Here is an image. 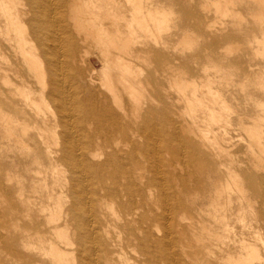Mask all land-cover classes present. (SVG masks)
<instances>
[{
	"label": "bare ground",
	"instance_id": "1",
	"mask_svg": "<svg viewBox=\"0 0 264 264\" xmlns=\"http://www.w3.org/2000/svg\"><path fill=\"white\" fill-rule=\"evenodd\" d=\"M160 2L0 0V130L5 149L14 147L24 154L26 170L18 173L14 188L12 173L3 166L6 178L0 174V195L8 212L1 224L16 228L20 264H264L261 229L242 232L233 239V246L228 241L234 216L239 218V212L254 204L247 188L264 202V0H202L207 3L202 9L213 6L216 22H226L229 53H236L233 44L240 42L239 56L242 61L247 57L248 70H240L241 92L237 95L250 97L246 100L250 105L244 103L246 108L240 113L222 98V86H211L224 83L221 69H216L213 79L204 75L206 85L199 82L202 89L193 83L187 93L188 83L182 76L186 71L182 75L178 71L180 62L178 66L161 63L160 70L173 68L168 78H176L174 84L179 78L176 87L189 121L166 116L168 98L160 101L157 120L151 117L153 110L133 111L139 106V90L145 88L131 72V58L137 55L133 44L137 33L144 38L168 26L170 11L150 9V4ZM81 35L95 41L103 63L95 72L106 94L95 89L93 74L87 86L83 83L84 88H78L70 49ZM109 53L114 54L111 63L103 59ZM254 60L261 67L249 69ZM229 64L233 69L237 60L231 58ZM233 73L226 81L230 85L235 81ZM114 79L130 101L123 103ZM233 115L235 124L246 133L241 144L250 165L244 172L235 168L231 150L236 143L226 135ZM163 125L171 130L166 142L171 147L165 152L161 150L163 140L159 137L157 142L158 127ZM189 152L196 154L195 165H202L201 170L215 156L226 171L224 180L214 179L213 189L202 198L198 186L185 185L176 172L174 160ZM242 179L247 188L241 187ZM186 212L197 215V220L192 216L189 221L191 215ZM183 213L186 218L189 214L184 225Z\"/></svg>",
	"mask_w": 264,
	"mask_h": 264
},
{
	"label": "rangeland",
	"instance_id": "2",
	"mask_svg": "<svg viewBox=\"0 0 264 264\" xmlns=\"http://www.w3.org/2000/svg\"><path fill=\"white\" fill-rule=\"evenodd\" d=\"M181 1L182 0H162V2H160L158 4H150V6H151L150 9H152V10H155V8H164V9H167L168 11L171 12V14L169 15V19H168V26L163 28L161 30V32L154 30V34H152L153 36L147 35L148 37L146 36V37L142 38V37H139L140 36L139 33L136 34V38H135L136 42L133 44V46H134L133 47L134 48L133 53L136 55V52H137V55H136V58L135 57L131 58V62H130V64L132 63L131 64V69H132L131 72L134 73L133 74L134 79H136L137 81L143 82L142 84L145 86V88H142L141 89L142 91L139 90L140 96H139V98H136L137 99L136 105H139V106H138V108H135V110H133V111H135V113H137L140 108L142 109V111H139L141 113L144 112V110L145 111L146 110H153V112H155L157 114L153 113L154 115L151 114V117L153 119L157 120L160 118L159 116H157L158 115L157 111H159V108H160V101L161 102H167L169 100L170 102L168 101V103H169L168 105L170 106L169 110H171V113L168 109L167 110L165 109V112L167 113L166 114L167 117H169V118L174 117L172 119L177 120V121H182V119H186L184 116H187L188 117L187 119H190V117L188 115H184V112H182L184 109L183 108L184 103H183L182 95L177 89V87L179 85V84H177L179 82V78L177 77L178 81H176L177 87H176V84H174L175 83L174 79H176V78H172V79L168 78L170 72L173 71V68L172 69L166 68L165 69L166 71L160 70L162 62H166V63L169 62V65H171L170 63H173V62L176 63L178 61V62H180V63H178L179 66L182 65V67H180L181 69L180 68L178 69V71H180V74L182 75L183 70L186 71L182 76L186 79L185 81L188 83V85H187L188 87L186 90L187 93L188 92L190 93V91L193 89L192 86H194L195 83H197V82H198L197 83L198 85L196 84V86H197V88H199L198 90L202 89L203 86L200 88L201 83H199V82H201L203 80L206 81L205 77H207V76H204V75L205 74L207 75V73H208V76H210L213 79V76L216 74V69H221L220 74H222V76L225 77V79H223L224 83L216 82V83H212L211 86L214 89L215 88L218 89V87L220 88V86H222L223 88L221 87L220 88L221 90L219 89L222 92V94H221L222 98L223 99L225 98V100L228 101L229 104H231V105L234 104L232 106H234L238 110V112L240 113L244 109V107L246 108V106H244V103L248 104V102H246V100L248 101V99H250V97H246V96L242 98V96H243L242 93H239L237 95L238 92H241L240 91V83H241L240 80H241V74L243 72L240 70H243V69L248 70L246 67L247 66V63H246L247 57H246V59H244V61H242L243 59L240 58V56H239V50L240 49L237 50V47L240 48V45L242 46V44L239 41H237V43L239 42L238 43L239 45L236 43L233 44V47L236 46V48L234 47L235 48L234 50L236 51V53H233V52L229 53V49H230L229 42H227V40L225 38L227 28H228L227 24L225 21H223L225 23L221 22V24L216 22L215 17H214V12H213V6H211L212 9L208 8V10H206L204 8L202 9V7L204 5H206L207 3L202 2V0H185V1L183 0L182 2ZM203 1H205V0H203ZM188 4L189 5L192 4V6L190 5L191 8ZM78 10H80L79 7H78ZM206 15H207V17H206ZM186 27H187V29H185ZM151 29H153V27ZM219 29H221V30H219ZM80 37H81V39H80ZM80 37L78 36L76 38V42H75L76 44H74L70 49V55H72V57H73V58L71 57L72 58L71 63H73L71 67L75 72V78H77L76 80H78V81H76L78 88L83 89L85 86H87V79L90 78V74L91 75L93 74V76H91V77L92 78L94 77L93 80H94V84H95V89H98L103 94H106V91L102 90V87L100 85L98 73L95 72L103 66V63L99 60V57H98V49L96 47V44L94 43L95 41H93L94 39L91 38V36H88L85 39L82 35ZM156 41H157V44H155ZM158 42H163V43L161 44ZM94 44H95V47H94ZM143 44H145V45H143ZM188 45H190V46H188ZM142 49H144L145 52H140V50H142ZM115 50L117 51V49L112 48V51H115ZM135 50H136V52H135ZM155 52H156V54H155ZM113 55L114 54H110V53L104 54L103 59L106 60L109 58L110 60L108 59V62L111 63L112 62L111 58ZM164 56H166L167 58H165V61H161V59ZM137 58H140V59H137ZM231 58H233V59L235 58V60H237V65L233 69L231 68V66H229L230 65L229 59H231ZM75 59H77V60H75ZM80 59H82V60H80ZM185 59H186V61H185ZM215 61H217V64H215L216 63ZM219 61L221 63H219ZM183 62H185V63H183ZM224 62H225V64H224ZM222 63L225 65V67H224V65H222ZM254 63H255V60L252 62V66L249 69H258V66L261 67V65H262V64L254 65ZM178 64H177V66H178ZM217 65H218V67H217ZM136 67H138V68H136ZM192 68H194V69L196 68L195 71ZM138 69L139 70L141 69V70L138 71ZM174 71L176 72V70H174ZM238 71H240V73ZM188 72H189V74H188ZM190 73L193 74L192 77H191ZM232 73L234 74L233 78L235 79V81H234L235 84L233 82L232 83L233 85H230L229 84L230 82L227 83L226 81H228L227 79H228L229 75ZM238 74H240V75H238ZM137 76H139V77H137ZM150 76H151V78H150ZM147 77H148V79H147ZM200 77H202V78L200 79ZM192 79L195 80L196 82H193ZM147 80H148V82H147ZM204 81L202 82V84L206 83ZM114 82H115V85L116 86L118 85L117 87L120 89V92H121L120 94L122 97L121 99H122L123 103L130 101L128 94L125 93L126 94L125 95L123 93V91L121 90L122 85H120V83H117L115 79H114ZM83 83H84V87L82 88ZM193 83H194V85H193ZM226 83H227V85H226ZM163 84H166V85H163ZM237 84H238L239 88H238ZM180 85H183V83ZM146 86H149V87L147 88ZM166 86H168V87H166ZM230 88H231V90H229ZM165 89L171 95L168 94ZM147 90H149V91H147ZM172 90H173V92H172ZM230 91L231 92L233 91L232 94ZM141 92L143 93L142 97H141ZM80 93L82 95V93H83L82 90L80 91ZM149 93H151V94H149ZM225 93H228V94H225ZM229 93L233 97H231ZM147 95H149V96H147ZM198 95H201V94L198 93ZM239 96H240V98H239ZM150 97H152V98H150ZM164 97H166V98H164ZM170 97H172V99H170ZM227 98H228V100H227ZM236 98H239V99H236ZM125 99H127V100H125ZM144 99H146V100H144ZM166 99H167V101H166ZM180 99H182V101H180ZM232 99H234V100H232ZM252 99L254 100V98H251V100H250L251 102L253 101ZM138 100H141V101H138ZM154 100H155V102H154ZM176 101H178L177 102L178 105L175 104ZM236 101H238V102L236 103ZM149 102H151V104ZM157 102H158V104L156 105ZM239 102L241 104H238ZM144 103H145V106L143 105ZM180 103H181V105H180ZM149 104L151 106H149ZM249 105L250 104H248V106ZM157 107H158V109H156ZM171 107H173V108H171ZM136 110H137V112H136ZM178 110L181 112H179ZM135 113L133 112V114H135ZM137 114H135V115H137ZM178 114H179V116H178ZM230 120L232 123L230 125L227 124L228 126H226L227 127L226 132L228 131V128H229V131L231 133L227 132L226 135H228V137L230 136V138H228V139H229V141L231 139L232 144L236 143L232 147V150H231L234 153L233 155H235V158H234L235 161L238 162V163L235 162V165H236L235 168L238 172H244V171H247V168H245V167L246 166L249 167V165H250V162L247 158L249 156H248V154H246L245 147L243 146V144H241V142H243V141H241L242 140L241 136L243 137V135H244L243 139H245L246 133L244 132V130L241 127H239L237 125V123L235 124L236 115H233V117ZM187 121H189V120H187ZM232 124H233V126H231ZM167 127H168V125L159 126L158 127L159 130H157V131L160 134L159 135L156 134L158 136L157 142L159 141V137L161 139L160 141L163 140V142H164V145H162V143H161V146H162L161 150L164 152L166 149H169L171 147L168 143L166 144V142L168 141L167 135L170 133L168 131H171L170 128L169 127L167 128ZM232 127H233V129L230 130V128H232ZM237 127L240 129H236ZM165 130H166V132H165ZM0 135H1L0 136V150H1L0 151V174H1V177L3 178V180H5V178H6V175H5L6 171L5 170L6 169H5V167L3 169V166H6V168H9L10 174L12 173L11 175L15 178V180H14V178L11 176L13 179L11 182L12 186H14V188H17L16 187V185H17L16 181L19 178V174L20 173L24 174L26 171L25 168H23L24 167L23 163L25 162L23 160L24 154L19 153V150H17L14 147H12L11 149L10 148L5 149L6 143H5V139L2 137V135H3L2 131L0 132ZM232 135L234 136V138H232L233 137ZM181 137H182L181 139L183 141H185V138L183 137V135H181ZM155 138H157V137L155 136ZM238 139L240 141H238ZM233 140H234V142H233ZM185 143H187V142L185 141ZM165 144L168 146H165ZM226 145H228V143H226ZM228 146L230 147V145H228ZM165 147H168V148H165ZM10 151H12V152H10ZM181 154L179 155L180 157H177L178 160H176V159L174 160L175 165H176L177 175L178 174L180 175L179 180L183 181V183L185 185H187V184L188 185H194L195 184L196 186H198L197 193H199L198 194L199 196L201 195L200 196L201 198L203 197V195L207 194L209 192V190L213 189V187H214L213 184H214L215 180H224V177H226L225 176L226 171L224 170L223 166L221 165L222 163L219 161V157H215V156L212 157L213 159H211V161H210L211 163L209 162L208 165L203 166V168L201 170L202 165H200V166H199V164L195 165L196 164V162H195L196 154L195 153L189 152L188 154L187 153H184V155H183V153H181ZM6 155H7V157H6ZM11 157L14 159H12ZM7 158H10V159H7ZM183 158H185V159H183ZM13 160L15 162H13ZM239 163H240V165H239ZM237 164L239 166L242 165L241 168H239L237 166ZM14 165H15V167H14ZM10 166L12 168H10ZM187 166H188V168H186ZM189 169H192V170L190 171ZM205 171H207V172H205ZM190 173H192V174H190ZM13 174H15L17 176V178ZM246 174L247 173L245 172L244 175H246ZM242 175H243V173H242ZM170 179H172V178H170ZM173 183H174V181H173ZM247 185L248 184L245 181V179L244 180L242 179L241 187L247 188ZM247 192H252V193L250 194ZM247 192H246L247 196L250 197V199L253 198L251 203H254V204H252L253 206L250 210H244V213H243V211L239 212V218L234 216V218H233L234 221H233V225H232L234 227V231L231 233V235H230L231 237L228 240L230 243V246H233V239L238 237L239 235H241L242 232H244L245 234H246V232H249L251 234L252 231H254V230L261 229L262 231H264V224H263V222H264V202L257 192L252 191L248 188H247ZM15 195H16V192L13 191L12 192V200L14 201L12 203L13 205L16 204ZM236 195L238 196L239 194L236 193ZM253 207H254V209H253ZM7 210L8 209L5 207L4 198L2 195H0V213H1L0 214V264H20V259H18L17 255H16L17 250H19L18 243L16 240L17 239L16 238L17 233L16 232L14 233V229H16V228H14L13 225L12 226L7 225L8 223H6V225H7L6 227H4L1 224L2 221L4 220L3 219L4 216L8 212ZM251 210H253L254 213ZM234 211L236 213L237 210L234 209ZM246 211H250V213L252 212L251 215H249L250 213L246 212ZM186 213H190V215H191V216H189V214H188V216H189V218H188V216L186 214L188 219H190V218L192 219V216H193L194 221H195V219L197 220L198 217L194 213H191V212H186ZM241 213H242V215H241ZM245 213L246 214L248 213V215H246ZM184 215H185L184 213H183V216L180 215V218H181V216L183 217L181 219L182 225L187 224L186 222L192 221L191 219L189 221L186 220L187 218L184 217ZM14 216L17 217L16 215H14ZM206 216L207 215H204L203 218H206ZM242 216H244V217L246 216V217L243 218ZM248 224L251 226H249ZM244 226H245V228H244ZM248 226H249V228H248ZM261 230H259V231L261 232ZM187 238H189V237L187 236ZM251 239H252V237H251ZM192 241L194 242V239ZM192 241L190 240L189 242H192ZM206 242H207V240H206ZM183 243H186V241L184 242V240H183Z\"/></svg>",
	"mask_w": 264,
	"mask_h": 264
}]
</instances>
